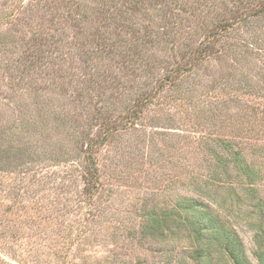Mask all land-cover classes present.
<instances>
[{
    "label": "trees",
    "instance_id": "1",
    "mask_svg": "<svg viewBox=\"0 0 264 264\" xmlns=\"http://www.w3.org/2000/svg\"><path fill=\"white\" fill-rule=\"evenodd\" d=\"M45 1L35 0L43 5H46L43 3ZM112 1L114 0L107 2L112 3L113 8ZM145 2L150 3L149 0H123L119 9H115L119 14V33H129L131 41L120 42L119 39V45H116L117 42L114 43L103 32L100 33L110 25L99 24L95 26L97 35H92L95 41L87 45L85 42L80 44V54L77 57L82 64V75L88 78L83 85L85 95L78 86L73 87L70 94L68 87L59 91L58 97L57 93H52L57 98L47 104L38 99L40 94L31 95L28 82L20 77L24 83L20 87L23 101L20 100L16 106L19 117L7 128L0 125V172L14 164L20 172L32 174L35 169L32 164L38 162L35 159L39 156L33 150L30 151L31 144L29 146V143H24V136H37L39 142L52 154V146L48 144L49 137H46L44 131L47 133L50 128H57V134L63 132L68 143L65 148L62 147L64 149L54 153L57 157L53 161L70 169L66 172H69L67 176L74 186L78 181L82 183V196L89 207L85 219L83 218L85 221L91 216V212L98 216L103 211V204L111 203V197L118 191L115 187L111 188L112 180L117 175L116 166L111 165V159L115 156H104L100 154L101 149H113L115 153L121 154L125 150L126 153L131 151L130 148L133 147V151L136 149L139 156L143 157V150L146 148L158 157L154 143L160 142L167 148L169 156L173 157L178 152L175 147L178 143L183 159V176H170L166 180V191L173 200L165 207L142 204L136 211L135 227L130 231L126 226L121 227L122 232L125 229L124 235L119 231L122 239L136 242L139 248L147 243L159 246L162 249L155 252L159 254V259L164 258L161 264H251L234 226L240 222L251 233L252 256L256 264H264V145L209 133L210 125L216 123L213 120L225 118L229 103H234L231 98H227L232 90L235 91L237 101L243 94L247 97L254 96L255 90L250 87L251 82L249 79L245 81V73L248 71L245 69L253 57L264 64V0H163L166 16L162 20L164 23L161 29L144 35L149 38L145 44L162 46L168 52V59L152 58L154 52L149 56L145 55L146 62L156 65L161 74L153 71L151 76L142 78L141 82L139 78L136 79L133 71L137 67L135 63L128 66L129 61L119 58V78H103L104 70L97 72L95 63L106 58L111 62L117 49L119 56H122V49L132 48V38L148 28L147 23L152 18L141 15L138 20L134 16V13H138V5ZM47 3L53 4L54 1L48 0ZM79 8L81 7L78 6ZM83 8H88V5L81 8L84 13L79 20L81 24H77L76 19L77 34H83L85 24L82 21L87 22L88 15L97 13L101 16L107 12L104 8H94L91 9L94 12L88 13L82 11ZM12 13L14 11H8L5 16H0V21L7 20ZM191 17L200 23L199 29L193 32L197 36H193L194 42L189 43L192 35L185 32L187 43H183L179 34L183 26L191 29L188 23ZM106 19L108 22L114 20ZM140 23L142 26L138 27ZM13 36L8 29L0 30V53L6 55L7 61L27 64V68H33L46 63L55 66L58 59H61L54 51L59 38L54 42L50 41L53 50L45 52L40 50L41 42L38 40L44 39L39 32L32 34V38L27 40L21 36L17 40ZM56 49L58 52L60 48ZM223 56L231 58L233 65L230 67L240 78L237 79L236 74H228L235 79L227 77L222 84L215 85L211 93L207 89L205 100H200L198 105L195 94L200 87L196 77L203 66L209 67L213 60ZM45 59L48 60L46 63ZM85 69L93 71L89 73ZM62 85L67 84L65 82ZM164 105L175 106L180 116L178 122L198 135L188 142L182 140L184 143H181L175 138L176 135L170 137L164 131H156L160 124L152 123L153 119L149 114L151 111H159ZM236 105L240 104H233ZM87 107L91 110L88 118L81 113ZM242 107L243 113L239 111L241 106L235 112L242 117L245 115L247 120L262 113L255 106H250L248 110L244 105ZM163 120L162 117V122ZM166 121L173 122V119L168 117ZM43 145L41 149L46 153L43 155H47ZM194 148L198 151L193 150ZM153 153L149 154V159ZM158 154L163 155L162 152ZM191 155V158L196 157L198 160L202 157V162L188 166ZM117 159L121 162L119 167L124 168L119 169L118 188H131L135 175L131 178L120 173L133 168L132 157L128 155L127 159H122L119 156ZM129 180L131 183L124 185ZM151 182L155 183V179ZM175 184L186 193L172 189ZM103 228L106 229L105 223ZM83 233L85 231L81 229L79 238L83 237Z\"/></svg>",
    "mask_w": 264,
    "mask_h": 264
},
{
    "label": "rangeland",
    "instance_id": "2",
    "mask_svg": "<svg viewBox=\"0 0 264 264\" xmlns=\"http://www.w3.org/2000/svg\"><path fill=\"white\" fill-rule=\"evenodd\" d=\"M47 1L43 2L46 4L43 5L36 3L35 0L20 2L18 0L16 2L0 0V16H5L8 11H14L7 20L0 21V30L12 31L13 37L17 40L20 36L27 40L32 38V34L39 32L41 38L44 39L43 41L38 40L41 42L40 50H45V52L52 51L53 44L50 41L54 42L59 38L56 48L60 49L56 52L55 48L54 51L61 58L58 59L55 66L48 65L46 63L48 60L45 59L46 65L27 68V64L7 61L6 55L0 53V125L2 128L11 126L19 117V110L16 106L20 100L23 101V97L20 96V87L24 81L29 84L30 94H40L38 99L47 104L58 97L59 91L66 90L68 87L70 94L71 89L77 86L84 95L86 94L83 85L88 78H84L82 75L83 70L80 68L82 64L77 56L80 54L79 49L82 42L87 45V43L95 41L92 36L97 35L95 26L110 25L109 28L103 29L106 33L103 30L100 33L103 32L104 36L109 37L114 43L117 42L116 45H119V39L120 42L131 41L129 33H119V14L115 9H119V4H122L123 0L112 1L113 8L111 1L107 2L108 0L106 2H100L102 0H62V2L53 0V4L47 3ZM162 1L149 0L150 3L145 2L138 5V13L133 12L134 16H137L138 20L141 15L152 18L147 23L148 28L144 32L137 33L138 37L135 35L132 38L130 44L132 48L130 50L122 49L120 52L122 56H119V49H117L111 62L106 58L95 63L94 67L97 72L104 70L103 76L105 77L103 78L113 76L119 78L117 64L119 58L129 61L127 62L128 66L130 63H135L137 67L133 71L136 79L139 78L141 82L142 78L151 76L150 73L153 71L161 74L156 65L146 62L145 55L149 56L151 52H154L152 58L168 59V52L162 46L145 44L149 38L144 35L161 29L164 23L162 20L166 16ZM83 5H88L89 8H83L84 12H94L91 10L94 8H104L107 9V12L101 16L97 13L88 15L87 22L82 21V24H85L83 34H77L75 23L77 19V24H81L79 20L84 15L81 12ZM78 6L81 8L78 9ZM106 18L114 20L111 19L108 22ZM188 23L191 29L183 26L179 34L183 43H187L185 32L192 35L189 43L194 42L193 39L197 35L193 32L200 26V23H197L192 17ZM137 26L141 27L142 23ZM121 35H123L122 38H119ZM61 44L62 46H59ZM254 58H251L250 64L246 66L245 70L248 71L245 73V81L247 82L249 79L248 81L252 84L250 87L259 91H254L253 97L243 94L237 101L235 100V91L232 90L227 98H231L234 103H229L228 114L223 118L224 120H213L216 123L210 125L209 133L264 145V64ZM230 65H233L231 58L223 56L218 60H213L209 67L203 66L204 70L201 69L199 76L196 77L198 87H200V90L196 89L195 94L198 105H200V100H205L207 89H210L211 93L214 91L212 88L219 85L218 83L222 84L227 77L231 80L234 78L228 76L230 73H237L231 69ZM85 71L90 73L93 70L85 69ZM60 75L62 76L60 77ZM237 76L236 74L237 79L240 78ZM20 77L25 80L21 81ZM65 82L67 85H62ZM242 83L244 82L242 81ZM52 93H57V97ZM238 103L240 105L233 106ZM242 105L246 110L250 106H255V108L261 109L262 113L254 119L247 120L248 117L239 116L235 112V109L241 106L239 111L243 113ZM81 113L82 115L86 114V118H88L91 110L87 107ZM149 116L153 119L152 123L160 124L159 127L152 128V130L164 131L170 137L176 135L175 138H178L181 143H184L182 140L188 142L198 135L192 129L187 130L178 122L179 112L173 105H164L159 111H151ZM162 117L164 122H162ZM168 117H172L173 122L166 121ZM82 121L84 122V120ZM56 131L57 128L54 127L50 128L47 133L44 131L46 137H49L48 144L52 146V154H49L48 148L39 142L37 136H31V138L24 136V143H29V146L31 144L30 151L33 150L39 156L38 159H35L38 162L32 164L35 165L32 174L31 172H20L21 170L14 164L13 167L0 172V264H119V262L122 264H161L164 258L159 259V254L155 251L162 248L150 243L139 248L135 244L136 242H131L126 238L123 240L119 231L122 232V226L124 228L126 226L129 231L135 227L137 224L136 211L142 204L147 206L156 204L159 207H165L171 203L173 198H169L168 191H166V180L170 176L178 178L183 176L181 171L183 159L179 153L178 143L175 145L178 152L176 155L173 154V157L169 156L167 148L160 142L154 143L158 157L154 156L155 153L151 150L147 151L146 148L143 150V157L139 156V151L136 149L133 151V147L130 148L132 152L126 153L125 150L121 154L115 153L113 149L112 151L101 149L100 154L115 156L111 159V163L113 162L111 165L116 166L117 175L112 180L111 188L115 187V190L118 189V191L111 197V203L103 204V211H100L98 216L91 212V216L83 221L89 207L82 196V183L78 181L74 186L71 178L67 176L69 172H66L70 169H67L66 165L53 161L57 157L54 153L64 149L68 143L65 134L63 132L57 134ZM41 145L45 146L47 155H43L45 152L41 149ZM193 150L198 151L195 148ZM158 152H162L163 155H159ZM150 153L153 155L149 159ZM128 155L132 157L133 168L120 174L129 175L131 178L135 175V179L134 182L132 181L131 188L123 186L119 189V169L124 168L119 167L121 162L117 158L120 156L122 159H127ZM114 159L117 160L114 161ZM201 160L202 157L199 160L196 157L191 158L188 166L200 164ZM150 177L152 178L150 179ZM152 179H155V183L151 182ZM130 181L125 182L124 185H129ZM172 189H176L175 191L179 193L181 191L186 193L185 190H180L177 184L172 186ZM107 207H109L108 210ZM104 223L106 229L103 228ZM234 226L243 241L245 255L251 264H256L252 256L251 233L240 222L235 223ZM81 229L85 233L82 238H79ZM176 251L178 252V248Z\"/></svg>",
    "mask_w": 264,
    "mask_h": 264
}]
</instances>
